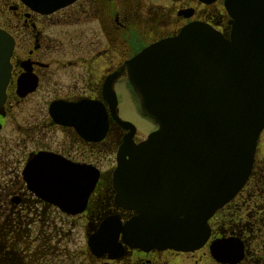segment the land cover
I'll use <instances>...</instances> for the list:
<instances>
[{"label": "flooded vegetation", "instance_id": "obj_1", "mask_svg": "<svg viewBox=\"0 0 264 264\" xmlns=\"http://www.w3.org/2000/svg\"><path fill=\"white\" fill-rule=\"evenodd\" d=\"M225 2L75 0L45 13L0 0V30L12 41L0 108V264H264V128L247 180L207 219L199 248L138 245V212L119 202L112 179L125 139L138 145L156 129L140 111L124 64L192 23L230 41L235 20ZM125 96L151 129L121 117ZM36 156L51 168L56 199L70 205L29 191L24 171ZM68 168L75 178L66 177ZM91 168L98 178L86 196ZM85 196L82 211L64 209ZM11 219H18V233L10 232Z\"/></svg>", "mask_w": 264, "mask_h": 264}, {"label": "water", "instance_id": "obj_2", "mask_svg": "<svg viewBox=\"0 0 264 264\" xmlns=\"http://www.w3.org/2000/svg\"><path fill=\"white\" fill-rule=\"evenodd\" d=\"M22 1L47 13L75 0ZM225 4L235 20L230 41L192 23L124 64L141 113L156 125L138 145L125 139L112 175L119 202L138 212L140 246L199 248L208 235L207 219L250 174L264 128V0ZM11 49L12 41L0 30V108ZM118 123L135 131L129 122L118 118ZM38 157L24 171L29 191L61 208L70 205L56 199L51 168ZM97 176L93 168L89 181L85 176L86 196ZM66 177L75 178L71 168ZM86 196L64 209L82 211Z\"/></svg>", "mask_w": 264, "mask_h": 264}, {"label": "rangeland", "instance_id": "obj_3", "mask_svg": "<svg viewBox=\"0 0 264 264\" xmlns=\"http://www.w3.org/2000/svg\"><path fill=\"white\" fill-rule=\"evenodd\" d=\"M133 104L130 102V100L128 99V97L125 96L123 104L120 107V114L121 117L125 120H128L129 122H131L132 124H134L135 126H137L139 129H144V131L146 129H151L153 126L151 123H148L147 121L143 120L136 112L134 109V106H132ZM6 140V135H4L3 133L0 135V152L2 151V147L5 145V141ZM11 220H17V219H11ZM16 229V228H14ZM73 246H75L76 248H80L81 246V242L80 239L77 237V232L74 231L73 234ZM79 239V240H78ZM71 249V248H70Z\"/></svg>", "mask_w": 264, "mask_h": 264}, {"label": "trees", "instance_id": "obj_4", "mask_svg": "<svg viewBox=\"0 0 264 264\" xmlns=\"http://www.w3.org/2000/svg\"><path fill=\"white\" fill-rule=\"evenodd\" d=\"M18 219L17 220H10V227H11V231L10 232H14V233H18L19 231V226H18ZM16 228V229H14Z\"/></svg>", "mask_w": 264, "mask_h": 264}]
</instances>
